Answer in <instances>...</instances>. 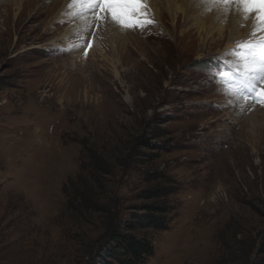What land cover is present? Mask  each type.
I'll return each instance as SVG.
<instances>
[{"label":"rangeland","instance_id":"rangeland-1","mask_svg":"<svg viewBox=\"0 0 264 264\" xmlns=\"http://www.w3.org/2000/svg\"><path fill=\"white\" fill-rule=\"evenodd\" d=\"M167 2L133 27L0 0V264H100L108 228L147 204L170 214L140 233L143 264H264V104L227 86L264 32L209 0ZM211 21L225 39L197 37ZM121 29L133 37L114 47ZM153 189L168 194L145 200Z\"/></svg>","mask_w":264,"mask_h":264},{"label":"trees","instance_id":"trees-1","mask_svg":"<svg viewBox=\"0 0 264 264\" xmlns=\"http://www.w3.org/2000/svg\"><path fill=\"white\" fill-rule=\"evenodd\" d=\"M142 194L145 200H157L168 193L153 189ZM169 214L168 208L157 204H147L141 210H132L126 219L108 228L105 245L97 251L96 258L100 264H143L153 247L151 240L140 233L147 229L166 230Z\"/></svg>","mask_w":264,"mask_h":264},{"label":"bare ground","instance_id":"bare-ground-1","mask_svg":"<svg viewBox=\"0 0 264 264\" xmlns=\"http://www.w3.org/2000/svg\"><path fill=\"white\" fill-rule=\"evenodd\" d=\"M66 2L67 3L68 2H71V4L73 3L72 0H66ZM209 2H211V5L215 8V12H216L217 16L221 15V13L223 12L224 8L229 7V8H231L234 11V13H232L231 14V17H230L231 23L234 26L236 24H238V22L244 21L245 19H249V26H250V28H252L255 33L260 32L261 25H259V23L256 21L255 14L254 13L253 14H249L246 17L245 14L243 13L242 9L240 7H238L236 4H231V5L225 6L223 4L213 2V0H209ZM149 3H151L150 4V7L152 8L151 9L152 14L154 16H156L157 18H160L161 19L163 17V14L162 13H165L167 15L172 13L173 8L167 2V0H144V7L146 8V10H149L146 7V5L149 4ZM14 5H16V4H14ZM68 5H69V3H68ZM60 21L61 20H59V19L57 20V22H60ZM110 22H111V20H110ZM166 23L168 24V22H166ZM57 24L58 23H56L55 25H57ZM153 26H154L155 29L157 28V25L155 23L153 24ZM175 27L178 28L177 24H175ZM192 27H193V25H192ZM5 28H4V31L2 32V35L3 36L6 35V33L8 32V27L6 25H5ZM142 28L140 30H142ZM179 28H180V26H179ZM135 30L136 29H134L132 31H135ZM187 31L189 32L190 29L187 30ZM187 31L186 32H183V33H186L187 34ZM124 32L125 31H122V29H121L117 33V35H115L116 38H115L114 47H116V46H120L121 47V46H124L126 44H130L129 43L130 42L129 40L133 36L130 35L131 32L129 33V35L128 34H124ZM186 34H182V35L176 36L177 39H175V41H178L179 42L182 39H185ZM215 34H217V41H220L221 39H225L224 27H214L213 22L211 21V22H209V24L207 26H205V27L202 26L201 30L199 32H197V37L199 39H202V40H207V41L208 40H211L210 41L211 43H215L216 42L215 41ZM109 36L110 35H109V31H108V34H107L106 37H104V39L105 40H108L109 41L108 43H111L112 42V45H113V41L111 40V38H109ZM227 38H228V40H227V43H226V47L227 48L233 47V44H235V41H236L235 40V37H234V34L230 33V35H228ZM261 38H263V37H261ZM4 40H5V38H4ZM0 42L3 43L4 41H0ZM263 43H264V40L261 41V42L255 43L254 46H256L257 49L260 50V49H262V47H259V45H262ZM241 45H244V44H241ZM34 47L35 46L31 47V49L34 48ZM249 56H251V55H249ZM253 61H254V63H253L254 65H251L252 63H250V62H253ZM243 66H244V71H246L247 77H249V78L251 76V73L256 72V71L257 72H260V71H263L264 70V62L262 60H260V59L251 60V61H248V62H243Z\"/></svg>","mask_w":264,"mask_h":264},{"label":"snow or ice","instance_id":"snow-or-ice-1","mask_svg":"<svg viewBox=\"0 0 264 264\" xmlns=\"http://www.w3.org/2000/svg\"><path fill=\"white\" fill-rule=\"evenodd\" d=\"M213 2L225 6L236 4L240 7L247 17L249 14H255V19L261 25L260 31L264 32V0H213ZM87 6L100 20L106 13L110 14L114 21L121 23L122 26H135L138 23L151 24V20H143L145 15L144 0H73ZM140 17V19H137ZM256 35V33H253ZM256 47V46H253ZM264 48V44L259 45ZM254 91L258 101L264 104V86H254L249 84Z\"/></svg>","mask_w":264,"mask_h":264}]
</instances>
